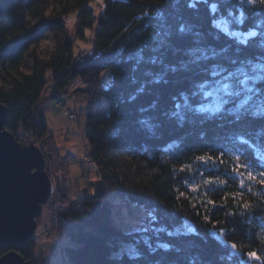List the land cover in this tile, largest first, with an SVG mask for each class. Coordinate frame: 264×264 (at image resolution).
I'll use <instances>...</instances> for the list:
<instances>
[{"label": "trees", "instance_id": "1", "mask_svg": "<svg viewBox=\"0 0 264 264\" xmlns=\"http://www.w3.org/2000/svg\"><path fill=\"white\" fill-rule=\"evenodd\" d=\"M52 0H0V67L5 65L16 69L22 67L27 57L32 60L29 73H11L7 78L0 74L3 83L11 82V90L5 92L0 87V104H5L10 110L6 128L16 135L19 129L30 132L38 138L48 136L47 127L37 111L41 96L49 84L55 86L51 96L58 100L61 93L66 91L76 79L91 80L94 75L89 73L104 72V67L115 57L105 56L108 45L115 43V38L127 30H134L144 22L143 12L154 11L145 7H136L143 0H103V9L96 16L95 9L89 6L94 0H78L76 4L66 5L63 1L60 12H55L53 19H41L38 24L29 28L26 13H31L34 19L42 17ZM166 4L168 0H163ZM152 3V0H148ZM160 0H157L159 5ZM245 8L250 6L245 5ZM20 8H24L23 13ZM77 14L79 37L85 38L86 30L96 28L93 44L97 56L92 61L74 59V42L67 37H59L55 53L49 60L40 59L31 49L37 46L48 32L66 33L64 18ZM168 14L183 15L192 19L197 14L187 11H173ZM91 16V19H89ZM257 20L264 19L259 14ZM123 26V27H122ZM246 29L255 28L252 21L245 25ZM264 32V29H258ZM150 31V29H149ZM17 33L9 41L7 37ZM99 42V46H97ZM208 44L218 49V57L222 61L239 59L244 55L255 59L264 55V36L253 39L248 45V51H242L239 45L227 39H213L212 34L206 38ZM6 70V69H5ZM49 71L52 75L49 76ZM198 69L191 68L190 72L174 76L166 86L151 90L146 97L135 102L128 99L135 85L130 82L132 75L130 66L125 68L123 84H117L110 90L100 86L96 111L89 112L86 120L84 136L89 145V158L102 177L95 193L84 196L80 209L67 208L65 216L68 219L65 235L70 239L66 248L67 256L72 264H223L227 259L229 264H264V232L259 230V220L244 222L242 218L227 217L223 209H215L216 218L220 220L219 227L227 229L232 235L230 242L238 245L239 253L218 246L210 238L209 230L202 224L200 217L193 214L192 205L203 199L205 194L209 199H215L217 204L224 203L221 194L203 187V180L208 177L197 175L199 165H194L188 173H171V168H179L183 163L193 162L192 154L220 153L231 150L248 154L246 147L239 143L240 138L259 141L260 129L264 124L253 125L247 121L237 122L227 115L206 121L197 117L190 119L189 124L178 128L168 114L161 115L163 124L161 133L148 137L136 127L138 109L150 100L165 98L161 110L176 92L188 87L196 78ZM119 104V109L113 107ZM257 99L264 102V92ZM228 168L233 166L229 157ZM223 167V166H222ZM208 171H218L208 168ZM226 178V177H221ZM231 185V192L239 191L238 182ZM191 185H200V192L193 193ZM252 193H246L245 198L257 206V201H264V192L258 186L249 184ZM177 189L184 192L179 201L174 200L178 195ZM125 195L131 204L153 210L158 218V229L150 227L137 233H125L115 226L116 211L112 197ZM160 201H165V205ZM231 209L235 210L234 202L229 201ZM210 206L199 208L203 214ZM176 209H180L177 211ZM185 218L193 223L196 231L190 234H170ZM117 220V218H116ZM215 223V220H214ZM228 237L226 236L225 239ZM167 245V248L162 247ZM23 249L21 255L30 261L36 248L34 239L25 246L6 245ZM11 247L9 250H11ZM255 252L260 259H249L248 253ZM220 257L218 260L217 258Z\"/></svg>", "mask_w": 264, "mask_h": 264}, {"label": "snow or ice", "instance_id": "2", "mask_svg": "<svg viewBox=\"0 0 264 264\" xmlns=\"http://www.w3.org/2000/svg\"><path fill=\"white\" fill-rule=\"evenodd\" d=\"M102 2L103 0H94L91 5L84 7L94 8L96 3ZM17 3L22 4L23 0H17ZM64 3L76 4L78 0H64ZM245 5L250 7L245 8ZM136 7L141 10L145 7L155 10L144 11V22L139 27L134 30L126 29L115 38V43L108 45L107 53L103 54L115 59L105 65L104 72L89 73V75H94L95 81L99 77L101 87L107 91L117 84H123L125 68L130 66L132 75L129 79L135 87L124 101L127 103L135 102L146 97L151 90L168 85L178 74L190 72L193 67L198 69L195 80L188 87L168 98L163 110L161 104L165 98L162 94L160 100H150L138 109L136 127L141 133L148 137L159 135L163 127L160 116L165 114L170 116L178 128L188 125L190 119L197 117L211 121L224 115L237 122L264 124V102L257 99L258 95L264 92V55L255 59L241 55L239 59L222 61L218 57V49L206 42L207 36L212 34L215 40L227 39L239 45L242 51H248V45L253 39L264 36V32L258 30L264 29V19H256L258 14L264 16V0H168L166 4L160 0L159 5L157 0H152V3L143 0ZM168 9L187 10L197 15L192 19H185L183 15L168 14ZM24 11V8H20L21 13ZM53 18L55 17L50 19ZM248 21H252L255 28L246 29L245 25ZM87 35L92 37L93 33L89 31ZM77 43L79 45V49L76 50L77 58L80 57V49L84 50L85 54L93 53L92 44H84L80 41ZM261 47H264V43ZM51 75L49 71V76ZM89 86L88 83L83 85L84 88ZM112 99L113 107L118 110L120 105L115 103V97ZM5 115L6 113H0V119ZM3 131L0 128V133ZM258 135L259 141L239 139V143L246 147L247 155L231 150L192 154L193 162H185L180 164L179 168L175 166L171 168V173H188L193 170L194 165H199L197 175L204 177L205 172L208 173V177L203 180V187L221 194L227 193L222 196L224 203L217 204L215 199H209L205 194L198 204L192 205V208L194 215L198 217L202 215L201 225L209 230L210 238L218 246L230 248L234 254L239 253L238 245L230 242L233 237L228 234L227 229L219 227L221 222L216 218L214 210L223 209L227 217L236 218L235 222H239L240 218L246 223L257 219L259 230L264 232V201L258 200L257 206L254 207L245 198L246 193H252L249 184L258 186L264 192V129H260ZM31 146L26 145V147ZM225 156L233 162L230 169ZM209 167L218 171H208ZM42 171L39 165L33 166L30 170L36 186ZM222 176L226 178H221ZM101 179L102 177L98 175L94 181ZM229 180L233 184L238 182L239 191L231 192ZM190 187L193 193L200 192V185ZM177 192L179 194L173 198L179 201L184 196V192L178 189ZM229 201L234 202L235 210L231 209ZM160 203L165 205V201ZM204 206L210 207L201 214L199 208ZM176 210L180 211V209ZM150 222L153 230H157L158 218L153 215L150 217ZM184 226H187V218ZM192 230L196 231L194 226ZM10 247L0 241V264H14L13 256L24 264L21 255L23 249L11 247L9 250ZM162 247L167 248V245ZM248 258L260 259L255 252H249ZM217 259L219 260L220 257ZM223 264H229V261L225 259Z\"/></svg>", "mask_w": 264, "mask_h": 264}, {"label": "rangeland", "instance_id": "3", "mask_svg": "<svg viewBox=\"0 0 264 264\" xmlns=\"http://www.w3.org/2000/svg\"><path fill=\"white\" fill-rule=\"evenodd\" d=\"M63 1L52 0L48 8H52L54 13L60 12ZM93 9H95L96 16H99L102 12L103 4L96 3ZM74 15L75 19L73 20ZM64 21L66 25L65 35L63 32H48L44 39L33 47L31 51H35L40 59L47 61L55 53L58 39L62 36L73 40V56L75 60H94L97 56L93 44L94 30L96 28L94 30H86V36L82 39L78 33L79 19L77 14L66 16ZM70 21L72 22L70 23ZM89 31L93 33L92 37L87 35ZM77 41L84 44H92L93 53L85 54L84 50L80 49V57L77 58L76 50L79 49ZM22 67L25 69L24 73H29L32 67V60L27 57ZM85 83L90 84V86L84 88L83 85ZM54 91L55 86L52 81H49L42 94L41 102L37 106V111L42 116L47 127L48 136L41 139L30 132L19 129L16 132V137L23 145L35 144L42 151L48 153L57 175L61 176V173H63L62 176H65L66 180L61 183L59 188L58 193L60 196L56 197L60 200L58 201L61 207L59 212L62 215H66L65 211L67 208L80 209L82 205L78 200L84 196L93 195L101 181H94L96 176L99 175L95 165L92 162L86 164L90 148L84 136L87 116L89 112H95L97 109L96 103L99 99L100 86L95 79H76L66 91L60 94L58 100H52L51 98ZM73 196H75V199H72ZM112 203H114L115 217L117 218V220L115 218L114 223L121 231L137 233L151 226L150 217L154 214L153 210L131 204L125 195H114ZM65 204H68L67 208H65ZM45 207L49 209L46 214H44ZM53 210L51 203L46 204L43 207L42 215L38 218V227L33 236L36 248L32 252L30 260L33 264H65L68 261L70 262L66 248L71 242L65 235L66 229L62 225L54 224ZM184 225L185 221L169 233L190 234L194 232L192 230L194 225L189 220H187V226L185 227ZM41 226H43L44 231L41 235H37ZM53 233H55V238H53ZM47 240H51V243L45 244L44 242Z\"/></svg>", "mask_w": 264, "mask_h": 264}, {"label": "water", "instance_id": "4", "mask_svg": "<svg viewBox=\"0 0 264 264\" xmlns=\"http://www.w3.org/2000/svg\"><path fill=\"white\" fill-rule=\"evenodd\" d=\"M0 113H6L0 119V128L4 130L0 133V241L25 246L37 230L51 183L42 149L35 144L26 147L6 128L8 106L0 104ZM35 165L43 169L37 186L30 175ZM22 258L24 264H33ZM12 259L14 264H22L15 256Z\"/></svg>", "mask_w": 264, "mask_h": 264}, {"label": "built area", "instance_id": "5", "mask_svg": "<svg viewBox=\"0 0 264 264\" xmlns=\"http://www.w3.org/2000/svg\"><path fill=\"white\" fill-rule=\"evenodd\" d=\"M44 156L46 159L45 171L47 172L50 178V183H51L50 195H49V200L47 204L51 203L54 209L53 210L54 211V224L62 225L64 229H66L68 225V219L65 215H62V213L59 212L61 207H60V203L58 202L60 200L57 198L60 196L58 192L60 190L59 188L61 186V183H63L66 179L64 175L62 176L63 173H61V176L57 175V172L53 168L54 166L52 165L51 158L49 157L48 153L44 152ZM90 162L91 160L88 157L86 164H89ZM65 264H72V263L68 261Z\"/></svg>", "mask_w": 264, "mask_h": 264}, {"label": "clouds", "instance_id": "6", "mask_svg": "<svg viewBox=\"0 0 264 264\" xmlns=\"http://www.w3.org/2000/svg\"><path fill=\"white\" fill-rule=\"evenodd\" d=\"M51 17H54V12H53L52 8H48L47 11H45L43 13L42 17L36 18V19H34L32 17L31 13H26V18L29 21L28 22V27L29 28H31V27L35 26L36 24H38L41 19L47 20V19H50ZM15 35H17V33H13L12 35H9L7 37V40L11 41L14 38ZM17 71L18 72H24L25 69L23 67H19V68L13 69V68H11V67H9L7 65H5L4 67H0V74H2L4 78H7L9 73H11L12 76H15ZM0 87H3L4 91L8 92V91L11 90L12 84H11V82L3 83V81L0 80ZM72 199H75V196H73ZM67 205L68 204H65V208H67ZM48 211H49V209L47 207H45L44 208V213H47ZM45 220H46V218H45ZM37 223H39V221ZM43 231H44V228H43V226H41L39 231L37 232V235H41V233H43ZM53 238H55V233H53ZM44 243L45 244H50L51 240H47ZM37 247H39V246H37ZM34 251H35V249H34Z\"/></svg>", "mask_w": 264, "mask_h": 264}, {"label": "crops", "instance_id": "7", "mask_svg": "<svg viewBox=\"0 0 264 264\" xmlns=\"http://www.w3.org/2000/svg\"><path fill=\"white\" fill-rule=\"evenodd\" d=\"M41 98H42V96H41ZM40 102H41V99H40ZM40 102H39V103H40ZM41 117H42V116H41ZM42 119H43V118H42ZM43 121H44V120H43Z\"/></svg>", "mask_w": 264, "mask_h": 264}]
</instances>
